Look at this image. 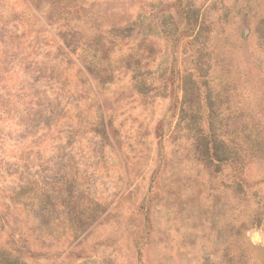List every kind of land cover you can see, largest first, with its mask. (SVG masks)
I'll use <instances>...</instances> for the list:
<instances>
[{
	"label": "rangeland",
	"instance_id": "rangeland-1",
	"mask_svg": "<svg viewBox=\"0 0 264 264\" xmlns=\"http://www.w3.org/2000/svg\"><path fill=\"white\" fill-rule=\"evenodd\" d=\"M199 9L205 25H188ZM5 31L38 37L36 56L19 49L38 70L58 63L65 37L82 69L80 80L69 67L61 93L33 84L32 68L0 78L2 100L19 95L15 119L0 124V165L30 163L39 182L15 206L2 190L18 182L0 166V215L30 264H264V0H0ZM204 40L241 169L206 162L181 119ZM102 60L111 83L82 64ZM192 106L205 133L209 111L202 98ZM28 109L53 118L19 126Z\"/></svg>",
	"mask_w": 264,
	"mask_h": 264
},
{
	"label": "trees",
	"instance_id": "trees-1",
	"mask_svg": "<svg viewBox=\"0 0 264 264\" xmlns=\"http://www.w3.org/2000/svg\"><path fill=\"white\" fill-rule=\"evenodd\" d=\"M185 18L188 25L193 21L197 23L200 20L201 25H205V18L201 9L187 13ZM201 25L200 32H198L196 39H199L201 35L203 36V32L205 31L203 28H201ZM24 33L25 32H22L20 36H18L16 33L15 35H8L5 31L4 34H2L0 42L3 45V50L1 52L3 57L2 60H0V78H2L4 75L6 76L10 72L15 71H21L23 74H26L29 69L32 68L33 75L29 80L32 79L33 84L37 81H40L42 78H46V82L57 86L61 93L62 91L66 90V85L69 83L66 73L70 69L69 67L73 66L76 68L78 78L82 80V69L75 65L73 59L70 57V54L74 56L77 55V49H73L65 37H62L65 44L64 48L59 45L55 46L57 55L59 54L62 57L59 59L58 63H43V67L38 70L37 64L29 62L31 53H24L25 55H23V53L19 52V49L24 46L25 43H29L27 48L33 49L36 56L38 54V48L40 45L38 43V37L29 40L30 36L25 38ZM205 42L206 41L204 40V42L202 41L199 44L197 53L198 56L200 55V58L196 66L195 74L191 76L189 80L188 89L185 87L183 89L184 106L182 107L184 108H182L180 112L181 119H186L188 122H190V124H187L188 127L192 126L193 128H196V134H198L196 142L199 149L201 150L202 157L206 162H208L210 165L216 163V166L233 165L234 167L241 169L243 166L242 153H244V147L240 146L239 144L234 145V141L225 139L226 134L222 132L223 120L219 118L220 115L217 113L221 101L219 97L216 100L212 99L213 86L210 85L211 81L209 80L211 70V64L209 60L210 54L209 48L206 46ZM103 61L104 60H102L101 63L100 61H89L87 65L82 61V64H84L85 70L94 79L97 75L107 74V79H105V81L102 83H111L113 80L111 79L112 74H110L109 65ZM51 64L54 65H52L50 70H47V65ZM139 66L137 68H139ZM46 71L50 72L48 77H45ZM36 86L38 87V85ZM36 86H31L29 90H33ZM201 94H203V97ZM18 97L19 95L16 96L13 94L9 96L8 100H2L0 97V124H4L9 120L11 121L15 119V116L18 113L16 108L17 102L19 101ZM200 98H202V101L204 102V107L209 111V115L207 117L209 126L205 133L200 127V122L199 125L194 127L195 124H198V121H201V119L198 118L200 114L198 115L197 108L192 105H196ZM14 113L15 115L13 116ZM33 113L34 110L28 109L26 115L21 117L22 119H19V126H29L30 128L37 122L45 120L43 125L44 127H47V123L53 118L52 113L49 115L43 111L35 112L34 114ZM35 133H38V131ZM1 134L2 133H0V138L3 136ZM0 166L4 167V172L8 175V177H14L18 182L17 184H9L11 187H5L2 192L6 195V198L10 200L11 204L15 206L23 205L26 201V198L29 199V196L27 197V195L30 192L35 191L34 188L36 189L39 184V182L30 173L31 164L27 163L17 165L2 162ZM63 174L66 175V173ZM43 192L45 193V189H43ZM41 201L43 203V200ZM2 207L6 209L7 215H9V207L6 206V204H3ZM7 226V217L5 218L0 215V235L3 233L7 235L8 238L6 243L0 242V264H30L28 259H25L29 258L30 254L22 247L23 240L19 237V235H15L13 232L7 233Z\"/></svg>",
	"mask_w": 264,
	"mask_h": 264
}]
</instances>
